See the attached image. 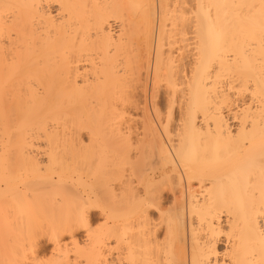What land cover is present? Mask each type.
Wrapping results in <instances>:
<instances>
[{
  "label": "bare ground",
  "instance_id": "obj_1",
  "mask_svg": "<svg viewBox=\"0 0 264 264\" xmlns=\"http://www.w3.org/2000/svg\"><path fill=\"white\" fill-rule=\"evenodd\" d=\"M0 264H264V0H0Z\"/></svg>",
  "mask_w": 264,
  "mask_h": 264
},
{
  "label": "rangeland",
  "instance_id": "obj_2",
  "mask_svg": "<svg viewBox=\"0 0 264 264\" xmlns=\"http://www.w3.org/2000/svg\"><path fill=\"white\" fill-rule=\"evenodd\" d=\"M118 25H119V23H115L114 22V28L116 29V30H118L119 29V27H118ZM142 47H143V45H141ZM147 67V66H146ZM151 71H152V66H148L147 68H144V70L142 69V73L144 74H142V82H141V84L143 83V87H142V96H141V101H142V99H143V103H142V105H144V103H147V104H145V106L146 105H148L149 106V104H150V101H152V94H151V92L153 91V89H152V85H151V83L153 84V81H152V78H151ZM146 82V83H145ZM145 84V85H144ZM134 87V86H133ZM132 88V87H131ZM130 88V89H131ZM144 94V95H143ZM147 97V98H146ZM151 98V99H150ZM165 106V105H164ZM143 107V106H142ZM166 108V107H165ZM164 108V111L165 110H167V109H165ZM141 111H139V114L141 115V113H140ZM156 159L154 158L153 159V161L154 162H156L155 161ZM165 188H168V187H165ZM169 189V188H168ZM168 189H167V191H165L164 192V200H163V207H165V209H167V208H171L172 206H174V208H173V210L172 211H170L169 213H171V214H173L175 211H177V212H175L176 214L179 212L178 210H180V209H178L179 208V206L177 207V208H175L176 206H177V200L179 199V198H177V199H175V197H177L178 195H179V193L176 191V190H171V189H169V190H171V191H168ZM175 191L177 192V193H175ZM174 193V194H173ZM174 195V196H173ZM175 199V200H174ZM173 202V203H172ZM172 206H171V205ZM178 204H179V200H178ZM162 207V208H163ZM176 209V210H175ZM94 210V211H93ZM92 210V228L93 227H102L103 226V224H104V217H103V215L102 216H100V214H102L101 213V211L99 210V209H93ZM152 212V213H151ZM97 213V214H96ZM150 213H151V217H152V221L154 222V223H158V222H160L161 221V219H160V217H158V216H160V210L157 208V207H153L152 206V208H150ZM174 213V215H176ZM93 215H94V217H93ZM179 215H180V213L177 215V217L178 218H180L179 217ZM157 217V218H156ZM181 219H182V217H181ZM184 220H181V221H184V224L185 225H187L186 223H187V220H185V218H183ZM164 224H165V222L163 223V224H161L162 225V227L164 226ZM84 231V230H83ZM82 230L80 231V233H79V235H80V238L81 239H83L84 237V232H83ZM114 240V239H113ZM112 241V240H111ZM115 241V240H114ZM114 241H112L111 242V245H113L114 247H115V249L116 250H111L110 251V253H112V254H110L109 255V253H107L108 254V257H110V258H112V257H114L115 258V256L117 257L118 256V252H120L119 250H121L122 248L121 247H118V245L114 242ZM113 243V244H112ZM44 245V246H43ZM112 246V249L114 248ZM117 246V247H116ZM119 248H121V249H119ZM119 249V250H118ZM50 252H51V244L48 242V241H46V240H43V244H42V248L39 250V252H38V257H40V258H44V259H47V258H49L51 255H50ZM45 253V254H44Z\"/></svg>",
  "mask_w": 264,
  "mask_h": 264
}]
</instances>
